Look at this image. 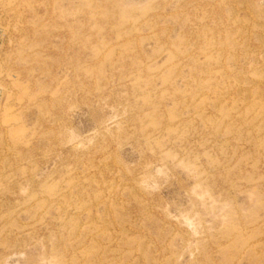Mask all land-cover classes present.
<instances>
[{
    "label": "rangeland",
    "instance_id": "1",
    "mask_svg": "<svg viewBox=\"0 0 264 264\" xmlns=\"http://www.w3.org/2000/svg\"><path fill=\"white\" fill-rule=\"evenodd\" d=\"M0 264H264V0H0Z\"/></svg>",
    "mask_w": 264,
    "mask_h": 264
}]
</instances>
